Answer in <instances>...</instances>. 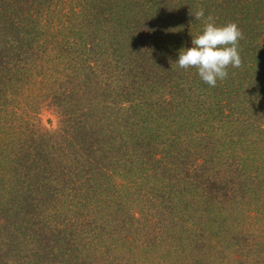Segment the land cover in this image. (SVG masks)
<instances>
[{"label": "trees", "instance_id": "16d2710c", "mask_svg": "<svg viewBox=\"0 0 264 264\" xmlns=\"http://www.w3.org/2000/svg\"><path fill=\"white\" fill-rule=\"evenodd\" d=\"M200 8L243 32L215 87L176 62ZM1 231L16 264H264V0H0Z\"/></svg>", "mask_w": 264, "mask_h": 264}, {"label": "clouds", "instance_id": "9594fccd", "mask_svg": "<svg viewBox=\"0 0 264 264\" xmlns=\"http://www.w3.org/2000/svg\"><path fill=\"white\" fill-rule=\"evenodd\" d=\"M191 15L201 20L204 27L200 34L192 38L191 47L179 51L176 62L182 69L195 68L203 82L215 87L218 79L223 81L228 77L229 66H241L239 41L243 32L236 22L216 24L211 14L205 17L203 8Z\"/></svg>", "mask_w": 264, "mask_h": 264}, {"label": "rangeland", "instance_id": "374dc122", "mask_svg": "<svg viewBox=\"0 0 264 264\" xmlns=\"http://www.w3.org/2000/svg\"><path fill=\"white\" fill-rule=\"evenodd\" d=\"M41 121L43 124H46L47 126H49V128H54L55 125H56V116L51 113L50 111H44L41 115ZM3 231H1V235L5 236V237H0V254L5 252L6 250H8V246H6V244H10L8 242V238L6 237V234H4V232L2 233ZM12 244V243H11ZM3 254H1L2 256ZM12 259H16L17 261V258H14V255H6L5 254V257L3 256L0 257V264H16V261H12Z\"/></svg>", "mask_w": 264, "mask_h": 264}]
</instances>
